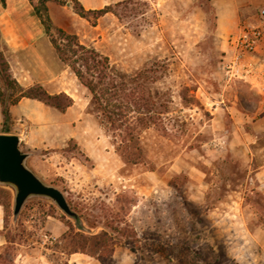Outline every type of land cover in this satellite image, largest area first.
<instances>
[{"label": "rangeland", "instance_id": "374dc122", "mask_svg": "<svg viewBox=\"0 0 264 264\" xmlns=\"http://www.w3.org/2000/svg\"><path fill=\"white\" fill-rule=\"evenodd\" d=\"M29 1L59 43L56 28L107 60L105 76L91 75L93 93L67 64V93L42 88L57 109L54 129L23 147L25 164L63 192L80 226L42 196L14 217V189L0 184V264H101L100 233L117 237L113 264H264L263 43L235 62L230 44L264 2L233 13L230 0H109L85 18L76 0ZM52 2L73 14L48 13ZM6 66L0 50L8 105L22 89ZM73 99L74 118L64 112ZM25 128L9 117L0 126Z\"/></svg>", "mask_w": 264, "mask_h": 264}, {"label": "crops", "instance_id": "0c3cea01", "mask_svg": "<svg viewBox=\"0 0 264 264\" xmlns=\"http://www.w3.org/2000/svg\"><path fill=\"white\" fill-rule=\"evenodd\" d=\"M78 1L85 9L100 8L111 2L101 0V4L96 5L92 4L91 0H88L87 3L83 0ZM254 1L257 0H230V6L224 7L231 8L230 12L234 13L243 5L247 6ZM262 1L264 2V0ZM224 7H221V9ZM47 8L48 13L53 8L59 10L69 8L73 14L70 6H61L54 2L48 4ZM262 28L264 30V24ZM262 43L264 50V36ZM0 50H2L6 60L9 75L16 81L22 91L34 86H41L50 94L68 92L64 79L61 78L66 72V64L59 58L29 0H0ZM77 104L78 101L73 99L72 104L64 112L73 110L72 117H79L82 113L81 108L76 107ZM52 109L56 108L45 104L42 100L22 96L17 102L9 106V121L13 125L16 122H22L27 125V128L22 129L20 132L17 130H0V132L17 134L20 138V148L22 151H27L23 150L24 146L27 149L29 147L33 148L37 145L35 141L40 140L41 134L47 128H49V132L54 129L53 119L51 118ZM3 122L4 116L0 102V126ZM34 135L39 137L35 138ZM71 136H64L63 140L71 138ZM27 167L29 168L28 165ZM2 224L3 213L0 205V230Z\"/></svg>", "mask_w": 264, "mask_h": 264}, {"label": "trees", "instance_id": "16d2710c", "mask_svg": "<svg viewBox=\"0 0 264 264\" xmlns=\"http://www.w3.org/2000/svg\"><path fill=\"white\" fill-rule=\"evenodd\" d=\"M76 3L78 6L74 8L75 12L81 17L87 18L89 13H95L101 15L107 11L106 10L107 5L100 9H85L79 1L76 0ZM35 12L37 16L40 18V21L44 26L45 33L49 36L50 42L53 45L61 61L67 64L72 70V72L76 75V77L81 81V83L84 84L91 93H93L95 89V85L92 82L91 75H93L94 72L98 71L102 74V76H105V74L102 73L103 72L102 69H104L103 64L106 63L107 57L101 56L93 48H87L86 46L80 44L77 41L76 35L67 33L62 28H56L59 39L65 42V43L63 42L59 43L56 37H54V35L51 33L52 24L50 23L49 17L43 16L36 8H35ZM6 71H7V66H6ZM14 82L16 83V81ZM36 87L39 89L38 93H34L31 87L26 89L25 91L21 90L19 98L22 96H26L31 98H37L45 102L52 98V95L42 90L41 86H36ZM1 96L2 95L0 93L2 114L4 116V120L7 121L9 117V105L17 102L19 98L15 99V101H12L7 105L4 103ZM77 235H79V233H77ZM79 238L84 240L85 244L88 241L84 239V237L81 235H79ZM116 243H117V237L110 236V233H100L98 235H94L93 245L96 246L97 248H100V253H97V258L101 264H113L112 253L114 252V245ZM169 253L171 252H168V254Z\"/></svg>", "mask_w": 264, "mask_h": 264}, {"label": "water", "instance_id": "95a60500", "mask_svg": "<svg viewBox=\"0 0 264 264\" xmlns=\"http://www.w3.org/2000/svg\"><path fill=\"white\" fill-rule=\"evenodd\" d=\"M17 134L0 132V184L10 185L14 189L12 212L16 217L24 202L30 196H42L52 200L66 215L75 219L78 215L71 209L63 192L57 187L44 183L25 164L28 152L19 146Z\"/></svg>", "mask_w": 264, "mask_h": 264}, {"label": "built area", "instance_id": "2783aa9c", "mask_svg": "<svg viewBox=\"0 0 264 264\" xmlns=\"http://www.w3.org/2000/svg\"><path fill=\"white\" fill-rule=\"evenodd\" d=\"M264 8L259 11L257 21H244L237 34L233 35L230 44L234 51V62L244 53H255L259 50L263 41L262 20Z\"/></svg>", "mask_w": 264, "mask_h": 264}]
</instances>
